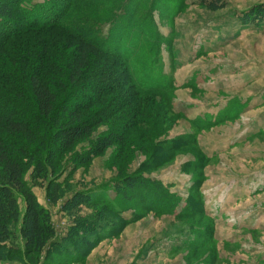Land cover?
I'll list each match as a JSON object with an SVG mask.
<instances>
[{"label": "rangeland", "instance_id": "obj_1", "mask_svg": "<svg viewBox=\"0 0 264 264\" xmlns=\"http://www.w3.org/2000/svg\"><path fill=\"white\" fill-rule=\"evenodd\" d=\"M27 1L33 11L48 0ZM127 1L74 7L67 19L93 20L109 4L113 11L129 4L124 22L106 24L102 39L113 49L122 46L138 82L160 77L169 93L135 97L134 88H124L120 98L90 107L89 119L102 124L64 157L63 198L54 205L50 190L31 188L51 213L56 240L40 256L26 255L25 242L17 240L12 264H264V25L241 22L264 0H222L226 8L218 12L200 6L202 0ZM125 27L129 38L119 34ZM53 33L35 39L58 47L66 34ZM133 34L138 39L128 41ZM19 38L11 44L15 53L32 45L31 38ZM142 43L141 52L151 57L138 55L137 66L134 52ZM140 105L151 119L135 118ZM140 122L125 146L114 143L105 156L83 163L91 143ZM125 178L162 184V198L151 197V210L140 198L148 190L124 201ZM76 194L92 203H77ZM10 228L18 235L21 223Z\"/></svg>", "mask_w": 264, "mask_h": 264}, {"label": "trees", "instance_id": "obj_2", "mask_svg": "<svg viewBox=\"0 0 264 264\" xmlns=\"http://www.w3.org/2000/svg\"><path fill=\"white\" fill-rule=\"evenodd\" d=\"M27 2L0 0V264H12L11 257L19 253L15 248L17 240L25 242V252L29 256H40L56 240L51 213L39 204L31 188L50 190L48 197L54 205L63 198L58 173L64 157L81 141L93 137L102 124L89 119L87 111L90 107L110 97L120 98L119 92L124 88H134L137 91L133 92L135 97L169 93L168 82L160 77L154 78V83L151 82L153 79L138 82L132 61L120 51L122 46L113 49L102 39L101 31L106 24L111 29L117 22H124L129 4L117 11L109 9V4L102 16L97 13L99 18L73 22L67 16L72 8H101L102 0H48L45 6L33 11L28 10ZM139 4L140 1L136 9ZM200 6L218 12L226 8V3L202 0ZM241 20L243 27L258 29L264 25V6L255 8ZM127 29L119 30L120 36L129 38ZM48 33H53V38L65 33L64 43L55 47L54 43L36 41L35 35ZM19 37L31 38L32 45L21 47L15 53L11 44ZM134 38H137L136 34L128 41ZM151 43L155 42L148 44ZM145 45L138 44V51L134 52L133 61L137 66L142 63L137 59L138 55L151 57L141 52ZM153 46L158 48V44ZM116 109L114 115L119 114L120 110ZM134 116L151 119L145 114L143 105ZM141 124L143 122L132 126L124 131L125 134L98 138L91 143L88 158L83 163L105 156L114 143L125 146L131 129L134 133L140 130ZM27 175L31 184L25 179ZM120 183L125 189L121 197L127 202L148 190L145 197L140 198L150 210L153 209L151 197L161 199L164 193L162 184L143 178H125ZM17 195L22 196L24 214L20 213ZM73 199L77 203H92L83 194H76ZM106 207L123 223L127 222L114 207ZM164 212L172 211L166 209ZM12 223H21L18 235L10 228ZM115 228L118 229L115 233L119 234L120 227ZM67 239L71 238L68 236ZM92 247L90 244L88 249ZM82 254L86 252L82 251Z\"/></svg>", "mask_w": 264, "mask_h": 264}]
</instances>
